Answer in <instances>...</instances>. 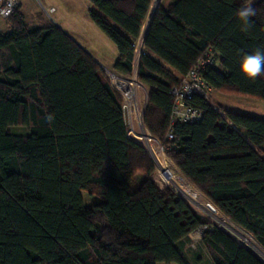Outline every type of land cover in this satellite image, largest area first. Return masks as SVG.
I'll return each instance as SVG.
<instances>
[{
  "label": "trees",
  "instance_id": "obj_1",
  "mask_svg": "<svg viewBox=\"0 0 264 264\" xmlns=\"http://www.w3.org/2000/svg\"><path fill=\"white\" fill-rule=\"evenodd\" d=\"M174 0L154 13L138 79L142 122L179 172L264 251V118L191 101L197 124L172 125L170 90L210 51L199 72L209 89L264 102V71L241 75L245 54L264 50V0ZM91 21L115 45L113 71L129 75L132 43L152 0H88ZM18 8V9H16ZM0 34V264H264L230 235L152 180L154 167L127 138L121 99L95 61L53 25L28 27L21 8ZM25 128L27 135L10 133ZM240 131L243 133L241 134ZM100 201L84 204L82 195ZM207 227L195 249L189 235Z\"/></svg>",
  "mask_w": 264,
  "mask_h": 264
},
{
  "label": "built area",
  "instance_id": "obj_2",
  "mask_svg": "<svg viewBox=\"0 0 264 264\" xmlns=\"http://www.w3.org/2000/svg\"><path fill=\"white\" fill-rule=\"evenodd\" d=\"M18 3V0H0V20H6L10 16L12 11L17 7ZM147 22L148 18L146 19L145 24L142 26L140 35L132 43L134 53L130 74L122 75L116 73L113 70L107 69H103V71L108 79L109 85L121 99V111L126 128L127 138L138 143L153 164L154 174L152 176V180L155 185L159 188H168L182 200L186 199L192 202L194 205H198L197 203L187 198L185 194H182V192L177 190L178 183L182 182L193 192L198 191L168 159L164 146L159 140L154 138L147 131L142 122V114L144 111L145 103L141 102L140 94L144 91V88L142 83L138 79V68L139 59L141 55L145 54L143 43L145 31L147 29ZM217 65L218 62L216 58L210 51H208V53H205L204 56L199 59L196 67L190 70L185 76L180 79L178 86L170 90L169 93L172 98V104L169 113L170 126L165 135L166 140L173 139L171 131V127L173 124L177 122L197 124L200 122L202 117L201 112L192 107L191 101L197 96L205 95L209 90V87L204 82L199 72L206 67L215 68L217 67ZM205 200L209 202L207 199ZM209 203L212 204L211 202ZM215 209L216 211H218L216 207ZM223 218L225 219L226 225L233 226V224L230 223L228 219H226L224 216ZM210 223L212 228H218L217 226L212 224V222ZM206 228L207 227H200L189 235V247L191 249L196 248V244L201 239L203 231ZM236 228L239 229L238 227ZM239 230L242 231L241 229Z\"/></svg>",
  "mask_w": 264,
  "mask_h": 264
},
{
  "label": "rangeland",
  "instance_id": "obj_3",
  "mask_svg": "<svg viewBox=\"0 0 264 264\" xmlns=\"http://www.w3.org/2000/svg\"><path fill=\"white\" fill-rule=\"evenodd\" d=\"M171 1L172 0H153L152 2L154 3L150 5L146 19L149 15L152 14L153 10L155 13L159 7H167L168 4L171 3ZM259 1L260 0H252L250 3L253 6ZM18 2L19 3L17 7L22 6L21 14L24 22L28 27L34 28L44 27L46 25H53L59 28L61 31H63V33H65L69 38H71L82 50H84L89 56H91L92 59H96L102 65H104L105 68L110 69L108 67V64L103 62V58H111L113 54L116 53V49L113 43L106 37V35H104V33L91 21L88 14V11L90 9V3L88 2V0H18ZM7 28V20H0V34L4 33ZM143 88L144 91L141 92L140 98L141 102L145 103L148 91L147 87L143 86ZM206 95L208 102L213 107L220 109L221 111H229L238 114L250 115L256 118H264V102L262 101L241 97L235 94H226L211 89L207 91ZM10 133L17 136H25L27 135V130L21 127L11 128ZM240 133L243 134L241 131ZM194 193L196 201L198 203L208 204V202L205 200L206 198L200 192L195 191ZM82 198L86 206H90L92 203L100 201L97 197L89 196L87 194H83ZM183 200L194 211L203 216V218H205L209 222H212V224L226 232L241 246L245 247L251 253L254 254V252L250 249L249 245H247L246 243L243 244L241 239L234 233L224 230L214 220V218L206 214L198 205H194L189 200ZM216 213L218 214V216L223 217L218 211ZM242 232L247 235L248 238L250 237L251 239H253L246 232ZM253 241L252 243L254 244L255 241ZM259 249H261L260 246ZM255 256L261 259V261H264L260 256ZM189 260L191 264H209L207 261L206 253L203 250H200V255L198 259L193 258L192 255L189 256Z\"/></svg>",
  "mask_w": 264,
  "mask_h": 264
},
{
  "label": "clouds",
  "instance_id": "obj_4",
  "mask_svg": "<svg viewBox=\"0 0 264 264\" xmlns=\"http://www.w3.org/2000/svg\"><path fill=\"white\" fill-rule=\"evenodd\" d=\"M255 9L250 2H245L237 10L236 15L241 21L242 30H247L250 18L255 15ZM241 75L248 79H254L261 71H264V50L257 49L254 53L245 54L240 60Z\"/></svg>",
  "mask_w": 264,
  "mask_h": 264
},
{
  "label": "bare ground",
  "instance_id": "obj_5",
  "mask_svg": "<svg viewBox=\"0 0 264 264\" xmlns=\"http://www.w3.org/2000/svg\"><path fill=\"white\" fill-rule=\"evenodd\" d=\"M154 3V2H153ZM151 5H152V3H151ZM153 7V6H152ZM151 11V10H150ZM177 190H179L180 192H182V194H185V196L187 197V198H189L190 200H192L193 202H195V203H197L198 204V206L206 213V214H208L209 216H211L212 218H214V220L221 226V227H223L224 228V230H226V231H228V232H231V233H234L236 236H238L240 239H241V241H242V243L243 244H247V245H249L250 246V249L254 252V254L255 255H258V256H260L263 260H264V251L262 250V248L261 249H259V245L258 244H256L250 237V239L247 237V235H245L242 231H240L239 229H237L234 225L232 226V225H230V226H228V225H226L225 224V219L223 218V217H221V216H218V214L216 213L217 211H216V209H215V207L212 205V204H210L209 202H208V204H205V203H198L197 201H196V198H195V193L191 190V189H189V188H187V186L184 184V183H182V182H179L178 183V189ZM212 206V207H211ZM214 208V209H213ZM216 211V212H215ZM252 241L254 242V244L256 245H254L253 243H252ZM258 246V247H257ZM261 250V251H260ZM261 260V259H260ZM262 262H264V261H262Z\"/></svg>",
  "mask_w": 264,
  "mask_h": 264
},
{
  "label": "crops",
  "instance_id": "obj_6",
  "mask_svg": "<svg viewBox=\"0 0 264 264\" xmlns=\"http://www.w3.org/2000/svg\"><path fill=\"white\" fill-rule=\"evenodd\" d=\"M173 2H174V0L171 1V3H173ZM20 3H21V2H20ZM171 3H170V4H171ZM168 5H169V4H168ZM20 8H22V6H20ZM113 45H114V44H113ZM114 47H115V45H114ZM115 49H116V47H115ZM117 57H118V52H117V49H116V53H114L113 56H112L111 58H105V57L103 58V62L107 63V64H108V67H109L110 69L105 68L104 65H102V64H101L99 61H97L96 59H93V61H95V63H96L100 68H102V69L113 70V65H114V63H115ZM91 58H92V57H91ZM252 240H253V239H252ZM256 244H257V243H256ZM184 251H185V254H186L187 256H192V251L188 249L187 245L185 246Z\"/></svg>",
  "mask_w": 264,
  "mask_h": 264
},
{
  "label": "water",
  "instance_id": "obj_7",
  "mask_svg": "<svg viewBox=\"0 0 264 264\" xmlns=\"http://www.w3.org/2000/svg\"><path fill=\"white\" fill-rule=\"evenodd\" d=\"M153 15H154V11L152 12V14L151 15H149L148 16V22H147V29H148V25H149V23H150V21H151V19H152V17H153ZM147 29H146V31H145V35H146V32H147ZM240 229V228H239ZM242 230V229H241ZM243 231V230H242ZM235 240V239H234ZM240 245V244H239ZM253 254V253H252ZM254 255V254H253ZM257 257V256H256ZM258 258V257H257ZM259 259V258H258Z\"/></svg>",
  "mask_w": 264,
  "mask_h": 264
}]
</instances>
